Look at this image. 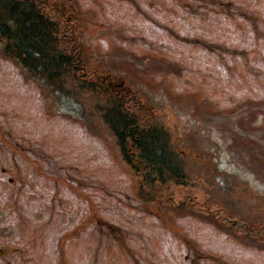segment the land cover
<instances>
[{"label":"rangeland","instance_id":"rangeland-1","mask_svg":"<svg viewBox=\"0 0 264 264\" xmlns=\"http://www.w3.org/2000/svg\"><path fill=\"white\" fill-rule=\"evenodd\" d=\"M34 1L80 62L49 81L0 38V264H264V0ZM113 104L185 178L140 188Z\"/></svg>","mask_w":264,"mask_h":264},{"label":"trees","instance_id":"trees-1","mask_svg":"<svg viewBox=\"0 0 264 264\" xmlns=\"http://www.w3.org/2000/svg\"><path fill=\"white\" fill-rule=\"evenodd\" d=\"M41 12L34 0H0V38L8 42L4 48L8 57L14 58L31 74L53 81L60 77L61 70L65 68L78 70L79 42L66 27L71 16L67 17L65 13L60 16L63 18V41L57 29L58 23H51ZM67 42L71 48L65 45ZM129 117L118 104L111 105L105 111V120L118 137L127 163L143 176L140 188L148 186L147 189L155 190L159 184L164 185L174 178H185L182 158L172 151L165 130L155 125L138 126L137 121ZM133 150L138 152L137 162L131 159ZM144 183L146 185L141 187Z\"/></svg>","mask_w":264,"mask_h":264}]
</instances>
